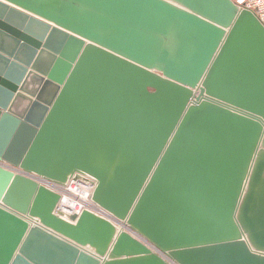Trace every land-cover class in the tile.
<instances>
[{"label": "water", "instance_id": "95a60500", "mask_svg": "<svg viewBox=\"0 0 264 264\" xmlns=\"http://www.w3.org/2000/svg\"><path fill=\"white\" fill-rule=\"evenodd\" d=\"M76 172L107 217L54 213ZM0 264H264L254 12L0 0Z\"/></svg>", "mask_w": 264, "mask_h": 264}, {"label": "built area", "instance_id": "2783aa9c", "mask_svg": "<svg viewBox=\"0 0 264 264\" xmlns=\"http://www.w3.org/2000/svg\"><path fill=\"white\" fill-rule=\"evenodd\" d=\"M232 2L239 8L253 11L264 25V0H232ZM49 184L60 195L54 209V213L60 217L69 219L71 215H79L85 209L107 217V212L92 199L96 181L89 174L76 172L62 185Z\"/></svg>", "mask_w": 264, "mask_h": 264}]
</instances>
